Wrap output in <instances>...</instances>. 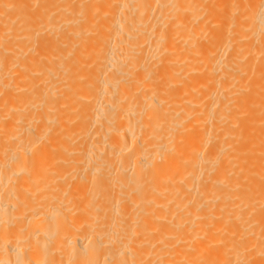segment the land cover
I'll use <instances>...</instances> for the list:
<instances>
[{
  "label": "bare ground",
  "instance_id": "6f19581e",
  "mask_svg": "<svg viewBox=\"0 0 264 264\" xmlns=\"http://www.w3.org/2000/svg\"><path fill=\"white\" fill-rule=\"evenodd\" d=\"M0 264H264V0H0Z\"/></svg>",
  "mask_w": 264,
  "mask_h": 264
}]
</instances>
